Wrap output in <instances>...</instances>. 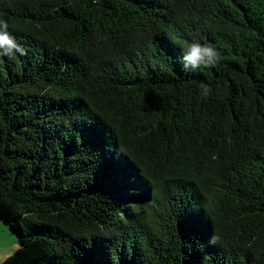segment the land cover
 Returning a JSON list of instances; mask_svg holds the SVG:
<instances>
[{
  "label": "trees",
  "instance_id": "1",
  "mask_svg": "<svg viewBox=\"0 0 264 264\" xmlns=\"http://www.w3.org/2000/svg\"><path fill=\"white\" fill-rule=\"evenodd\" d=\"M0 19L26 53L0 56L2 264H264V0H0ZM193 38L214 66L185 70Z\"/></svg>",
  "mask_w": 264,
  "mask_h": 264
},
{
  "label": "clouds",
  "instance_id": "2",
  "mask_svg": "<svg viewBox=\"0 0 264 264\" xmlns=\"http://www.w3.org/2000/svg\"><path fill=\"white\" fill-rule=\"evenodd\" d=\"M8 28V22L0 19V56L13 58L17 53L20 55L26 54L23 46L16 42ZM182 49V62L186 71L214 66L220 59V53L215 46L210 43H201L195 38L191 42L182 45ZM200 90L204 97H207L211 91L210 86L203 82L200 84Z\"/></svg>",
  "mask_w": 264,
  "mask_h": 264
},
{
  "label": "crops",
  "instance_id": "3",
  "mask_svg": "<svg viewBox=\"0 0 264 264\" xmlns=\"http://www.w3.org/2000/svg\"><path fill=\"white\" fill-rule=\"evenodd\" d=\"M2 226L3 225H0V228H2V231L0 232V256L2 252H4V254L9 256L10 254L8 252V248H6L9 240L6 237V234L3 233L6 229L4 226L3 227ZM12 241L13 243L10 245V247L17 248L16 241H14L13 239Z\"/></svg>",
  "mask_w": 264,
  "mask_h": 264
},
{
  "label": "rangeland",
  "instance_id": "4",
  "mask_svg": "<svg viewBox=\"0 0 264 264\" xmlns=\"http://www.w3.org/2000/svg\"><path fill=\"white\" fill-rule=\"evenodd\" d=\"M0 225H2L1 221H0ZM2 227H3V226H2ZM4 227H5V226H4ZM5 229H6V230H5L3 233L6 234V237H7V239L9 240L6 248H8V252H9V254L11 255V254L14 252V250H15L16 248L10 247V245L13 243L12 239H13L14 241H16V237H15V234L12 235V234L8 231V229H7L6 227H5ZM1 231H2V228H0V232H1ZM17 244H18V243H17V241H16V245H17ZM10 248H11V249H10ZM6 250H7V249H6ZM7 256H8V255L4 254V252L1 253V256H0V264H2L3 259H5Z\"/></svg>",
  "mask_w": 264,
  "mask_h": 264
}]
</instances>
